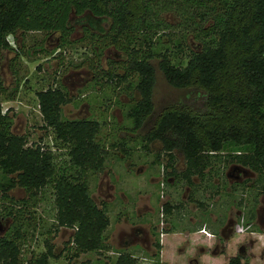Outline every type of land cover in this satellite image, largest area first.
Wrapping results in <instances>:
<instances>
[{"label": "trees", "instance_id": "trees-1", "mask_svg": "<svg viewBox=\"0 0 264 264\" xmlns=\"http://www.w3.org/2000/svg\"><path fill=\"white\" fill-rule=\"evenodd\" d=\"M174 4L185 7L179 10ZM191 6L207 9L196 14L197 22L188 16ZM169 12L181 15L185 23L179 34L166 32L173 29L162 17ZM73 17L87 20L97 31L87 33L98 49V60L108 48L126 57L119 67L110 61L102 76L96 72L93 84L100 85L103 78L117 80V86L127 83L126 90L138 94V100L132 96L133 103L126 106L135 131L147 126L155 110V62L170 86L203 100L202 110L164 109L142 137L141 144L147 143L143 149L162 143L168 157L166 170H173L177 156H182L186 170L172 174L188 182L195 176L201 182L214 178L226 182L232 166L256 173L249 189V194L256 192L254 201L246 208L248 223L254 224L259 198L264 196V0H0V64L4 53L13 51L9 38L19 33L60 34V48L70 45ZM102 23H109L107 33ZM191 38L199 44L196 51L190 47ZM171 48L176 50L173 54ZM118 68L124 75L116 72ZM18 94L19 84L8 91L0 79V171L5 180L0 192L11 203L2 218L13 221L0 237V264H50L62 255L71 262L86 254L112 252L109 204L95 201L93 184L104 173L111 151L128 155L130 149L122 140L109 147L100 140L103 124L98 120L66 119L63 106L72 99L63 87L37 93L43 129L52 132L57 150L30 146L29 137L14 132V117L3 110V102L15 101ZM17 189L27 197L10 196ZM48 191L54 206L45 234L71 230L73 235L63 250L66 255H56L53 239L48 237L45 252L27 262L25 249L43 221L37 218L36 208ZM169 206L163 205L165 217ZM153 236L152 259L160 264V236L155 231ZM117 253V264L139 263L128 252ZM245 260L239 255L229 264Z\"/></svg>", "mask_w": 264, "mask_h": 264}, {"label": "rangeland", "instance_id": "rangeland-1", "mask_svg": "<svg viewBox=\"0 0 264 264\" xmlns=\"http://www.w3.org/2000/svg\"><path fill=\"white\" fill-rule=\"evenodd\" d=\"M173 6L177 7L179 10L185 7L180 4H174ZM190 9L191 13H189L188 16L192 15L196 22L199 21L196 14H200L199 12L207 10L205 8H199L198 11L196 6H191ZM162 17L173 27L172 30L169 29L166 31L168 34L176 35L182 31L185 23L183 19L179 18L181 15L169 12L162 15ZM72 27L73 34L70 38L71 44L63 48H60L61 42L58 41V34L46 36L43 33H25L9 38L13 51L4 53V60L0 64V79L8 91H12L16 88L17 84H19V94L13 102H3V99H1L4 112L9 111L10 116L14 117V132L19 135H27L29 137L30 146L41 144L56 151L57 148L54 147L56 144L54 143L52 132L43 129L44 121L38 105L37 93L49 88H65L72 99L71 103L63 106V115L66 119L98 120L103 124L100 140L102 139L107 143L108 147L110 144L117 143V139L122 140L126 143L127 149H130L128 155L119 151H111L112 156L106 165L104 173L99 175L98 180L93 184V198L98 204L103 202L107 204H109V202H115L112 206H109V209L117 214L119 212L116 207L119 205L118 201L107 199V196L113 192L107 191L109 179L107 178L108 173L106 172L108 170L111 173L113 172V163L116 165L118 161L117 158L125 159L127 157L130 159V161L136 164L137 172L144 166L150 167V170L144 174L138 175L135 170L134 174H131L130 177H121L120 186L126 185L124 191L130 192L131 195L129 198L131 197L137 200L139 195L150 197L151 205L155 209L151 218L155 222L156 227L153 226L159 234V232L163 231L161 229V223H166V217L164 219L161 218L162 206L159 209V201L161 200L162 202L163 199L166 198V182L164 179L161 180V197L159 200V196L157 195V193H159V185H151L150 178L154 174V172H152L154 169L152 161L157 160V155H160L161 152L159 162L162 161L165 167L168 157L163 153V144L160 142L150 144L148 150L143 149L147 143L141 144L142 137L149 133L156 118L164 109L172 106H185L193 110H202L204 109L203 100L196 94H190V91L178 90L170 86L164 74L159 69L158 63L155 62L156 86L153 96L155 110L148 120L147 126L142 131H135L132 121L126 116L129 110V107L126 106H130V104L133 103L131 101L132 96H135L138 100V94L135 93V91L129 93L126 90L127 83H122L117 86V80H115V82H109L107 78H103L99 81L100 85L93 84L94 74L98 72V74L102 76L103 69L104 71H108L109 61L116 62L118 66L119 63H123V61L126 60V57L111 48L100 57V60H98L95 54L96 50L94 44L88 39L83 40L85 39L87 30L89 31L90 29L93 33H97V31L92 29L87 20H78L75 17L72 19ZM108 27L109 23H102L101 25L105 33L108 31ZM191 32L193 33L194 31ZM167 40L168 37H165V43L168 42ZM173 45L174 44H171L170 46L173 47ZM190 47L196 51L199 49V44L191 38ZM173 50L176 51L171 48V54H173ZM118 69H116V72L120 75H124V71L120 68ZM134 83H137V80ZM117 102H120L121 106L118 105ZM181 158L182 156H177L176 166L180 165L181 168L184 169L186 164ZM156 165L158 170H160L161 164L156 163ZM2 176L0 171V188L1 184L5 182ZM257 177L256 173H250L248 176V178L251 179L249 180V184L253 183ZM224 183L227 184L228 181L226 180ZM255 193V191H250V194L248 193V202L252 203L254 201ZM241 195L242 190L239 191L238 198H241ZM10 196L15 200H21L27 197L25 191L21 189L10 192ZM42 196V201L38 204L35 214L37 218L40 217L43 221L35 232L34 240L30 241L25 249V259L27 262L32 256L37 257L45 252L44 240L48 237L53 239L52 244L55 246L56 255L61 253L66 255L63 250L66 247V243L73 235V231L71 230H62L55 236L45 234L52 224L54 203L53 195L50 191L42 194ZM142 204L146 205L148 202L144 200ZM10 205V202L3 200L2 193L0 192V229H6V233L12 227L13 221L2 218V215H4L6 208ZM138 206L139 204L137 201L135 203V209ZM257 210L259 218L254 220L253 227L250 230L239 234V230L236 229L237 227L235 228L234 223V227L228 231V242L220 236L222 241L221 243L217 242L216 248L214 249L218 257H212L207 254L202 255L200 251H196V248L192 249L191 247L182 254L169 244L166 254V263L192 264V262L197 259L200 260V264H229L232 258L241 255L246 259L242 261V264H264V196L259 198ZM148 217L150 216H144L141 221H145L144 218L147 219ZM110 219L112 224L114 222L115 226L117 220L115 219L113 221L112 217H110ZM237 220H240L239 216H237L236 221ZM113 230H115L114 237H117L119 233L123 231L130 232L129 229H126L124 226L120 229L117 228V230L113 227ZM0 237H3V235H0ZM168 241L169 243L173 242L171 238ZM118 242L119 238L115 239V245L114 242L112 243L111 241L113 249H120ZM136 248L138 249V247ZM153 252L155 251L153 250ZM104 255L107 254L82 255L80 258L71 262L66 260L65 256L63 257L62 255L57 259H52L50 264H115L112 258H108V255ZM98 257L100 258L99 260ZM142 257L145 260L139 259L138 264L156 263L147 252L144 253V255L142 254ZM105 260H108V263L105 262Z\"/></svg>", "mask_w": 264, "mask_h": 264}, {"label": "crops", "instance_id": "crops-1", "mask_svg": "<svg viewBox=\"0 0 264 264\" xmlns=\"http://www.w3.org/2000/svg\"><path fill=\"white\" fill-rule=\"evenodd\" d=\"M117 159L116 165L113 163V172L111 173L108 170L106 173H108L107 178L109 179L107 191L113 192L107 196V199L117 200L119 205L121 203L120 206H116L119 211L117 214H115V212L113 213L111 210L109 211V216L112 217V220H117L115 226L114 222L113 224L111 222L109 227L110 234H112L110 243L112 241L115 245V239L119 238L118 243L120 249L114 248L112 252L107 253L108 256L104 255L108 258H112L115 264H117L118 260L117 252L120 251L128 252L134 255L138 260H145L142 254L144 255L146 252L152 257L155 253L153 252V250L155 251L153 247L155 242L153 236L154 231L158 234L155 229V222L151 218L155 209L151 205L150 197L139 195L137 200L131 197L129 198L131 195L130 192L124 191L126 185L120 186L121 177H130L131 174H134L135 170L137 172L136 164L128 158ZM181 160L185 163L183 158H181ZM159 161L160 158L152 161L154 165L152 172H154V174L150 178V184L153 186L159 185V193H157V195L160 200L161 180H165L166 198H164L162 202L161 200L159 201V209L164 204L170 205L169 213L166 214L165 236L161 239L162 251L160 264H167L166 254L169 244L182 254L191 247L192 249L196 248V251H200L202 255L207 254L212 257H218L214 250L217 242L221 243L222 239H220V236H222L224 240H228V231H230L232 226L234 227V223H237V216H239L240 219L238 224L240 223L241 225L243 220L246 228L248 227L250 230L253 227L252 224L248 223L246 220V208L249 206L247 200L249 185H247V183L239 187L236 185L231 187L230 184H225L222 179L214 178L209 181L205 180L201 182L196 176L191 177L192 179L188 182L182 179L181 176L177 178L172 174L173 170L177 172V175L185 171L186 167L182 169L180 165H175L173 170H166L162 161ZM156 163L161 164L160 170H158ZM149 170L150 167L144 166L137 174H144ZM240 190H242V195L241 198H238ZM144 200L147 201L148 204L143 205L142 202ZM137 201L139 206L135 209V203ZM114 203L115 202H109V206H112ZM144 216L150 217L147 219L144 218L145 221H141ZM122 226L129 229L130 232L123 231L119 233L117 237H114L115 230H113V227L117 230V228L120 229ZM238 227L239 226L235 228L238 230ZM160 233L161 232H159V235ZM144 237L146 238L145 240H143ZM170 238L173 242L169 243L168 240ZM112 243L111 245L113 246ZM136 247H138V249ZM99 259L98 257V260ZM105 262L108 263V260H105ZM192 264H200V260L195 259Z\"/></svg>", "mask_w": 264, "mask_h": 264}, {"label": "flooded vegetation", "instance_id": "flooded-vegetation-1", "mask_svg": "<svg viewBox=\"0 0 264 264\" xmlns=\"http://www.w3.org/2000/svg\"><path fill=\"white\" fill-rule=\"evenodd\" d=\"M78 20H80V18L78 19ZM88 24H89V22H88ZM90 25V24H89ZM98 26V25H97ZM100 26V25H99ZM93 30H95L94 28H92ZM90 30V29H89ZM107 33V32H106ZM19 34H21V33H19ZM73 34V33H72ZM54 35H56V34H54ZM59 35V38H58V41H60L61 42V39H60V34H58ZM17 36V35H16ZM51 36H53V35H51ZM72 36V35H71ZM89 35H88V33H86V35H85V39H83V40H86V39H88L89 40V37H88ZM111 48H108V49H106L105 51H104V53L106 52V51H108V50H110ZM95 50L96 51H98V49L95 47ZM115 50V49H114ZM116 51V50H115ZM117 52V51H116ZM117 53H119V52H117ZM119 54H121V53H119ZM102 63V62H101ZM109 63H110V61L108 62V70H109ZM104 70V69H103ZM93 79H94V77H93ZM250 173H253L252 171H250V170H248V169H246V168H243V167H240V166H232L229 170H228V172H227V174H226V180L228 181V183L227 184H230L231 185V187L232 186H234V185H236V186H242V185H245L246 183L249 185V189H250V187L253 185V183H251V184H249V180H251L250 178H248V176L250 175ZM254 174V173H253ZM161 208H163V206L161 207ZM257 219L259 218V213H258V210H257V217H256ZM239 222V221H238ZM237 226H239L240 227V223L239 224H235V227H237ZM252 226H253V224H252ZM233 227V226H232ZM238 227V228H239ZM1 230V234L0 235H5V233H6V229H0ZM162 233V232H161ZM165 234V233H164ZM163 234H160L159 236V238H160V242H161V245H162V241H161V239L165 236H162ZM146 238L144 237L143 238V240H145Z\"/></svg>", "mask_w": 264, "mask_h": 264}, {"label": "built area", "instance_id": "built-area-1", "mask_svg": "<svg viewBox=\"0 0 264 264\" xmlns=\"http://www.w3.org/2000/svg\"><path fill=\"white\" fill-rule=\"evenodd\" d=\"M4 110V109H3ZM4 113H6V112H4ZM161 218L162 219H164L165 218V215H164V209L163 208H161ZM161 229L163 230L162 231V233L161 234H163L162 236H164L165 234H164V230H165V222H162L161 223ZM238 230H239V233H245V231L247 232L248 230H249V228L247 227H245V225H244V221L242 220V222H241V225H240V227L238 228Z\"/></svg>", "mask_w": 264, "mask_h": 264}]
</instances>
